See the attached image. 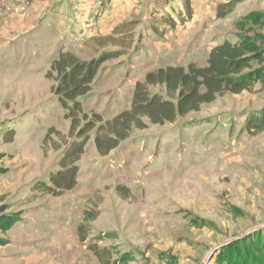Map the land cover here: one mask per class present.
I'll use <instances>...</instances> for the list:
<instances>
[{"label":"rangeland","instance_id":"374dc122","mask_svg":"<svg viewBox=\"0 0 264 264\" xmlns=\"http://www.w3.org/2000/svg\"><path fill=\"white\" fill-rule=\"evenodd\" d=\"M229 1L190 0L189 16L184 0H0V264H101L91 246L107 250L108 264L253 257L264 244L259 85L147 124L105 156L92 130L74 189L43 191L76 139L46 77L57 56L118 53L78 100L87 122H108L130 108L148 72L204 66L223 42H256L252 67L264 70V0H238L225 23L230 14L217 12ZM150 90L165 98L163 88Z\"/></svg>","mask_w":264,"mask_h":264},{"label":"trees","instance_id":"16d2710c","mask_svg":"<svg viewBox=\"0 0 264 264\" xmlns=\"http://www.w3.org/2000/svg\"><path fill=\"white\" fill-rule=\"evenodd\" d=\"M237 3L238 0H233L222 5L217 17L229 15ZM184 6L190 16V0H184ZM257 53L256 42L240 38L235 43L223 42L213 46L204 66L191 63L186 67H166L148 72L143 82L135 86L130 108L104 123L99 116L87 122L78 100L89 94L102 65L117 58L118 53L103 52L88 61L68 52L60 53L46 77L54 81L52 94L70 120V133L76 139L66 145L58 163L59 169L50 173L49 184L43 186V191L60 196L74 189L79 171L76 163L92 130L96 150L100 156H105L119 147L131 132L145 129L147 124L173 123L177 118L198 112L203 105L213 103L223 94L239 95L249 92L258 82L264 83V70L252 67L253 61L258 58ZM156 87L164 89L165 98L150 90ZM257 129L258 132L264 131L263 121L258 123ZM6 225L12 223L7 222ZM7 229L4 228L5 231ZM251 239L254 243L259 241L257 236ZM90 250L101 264H108L105 261L110 258L107 257V250L96 246H91ZM255 252L252 258L245 255L242 264H249V261L264 264V244Z\"/></svg>","mask_w":264,"mask_h":264},{"label":"crops","instance_id":"0c3cea01","mask_svg":"<svg viewBox=\"0 0 264 264\" xmlns=\"http://www.w3.org/2000/svg\"><path fill=\"white\" fill-rule=\"evenodd\" d=\"M226 1H227V0H226ZM232 12H233V11H232ZM232 12H231L230 15L227 16L225 19H222V21L225 22V23L229 22L230 18L234 15V13L232 14ZM229 23H230V22H229ZM256 85H259V86L262 87V88L264 87V83L258 82V83H256V84L254 85L253 89L255 88ZM245 92H248V91H245ZM245 92H243V93H245ZM241 94H242V93H241Z\"/></svg>","mask_w":264,"mask_h":264}]
</instances>
